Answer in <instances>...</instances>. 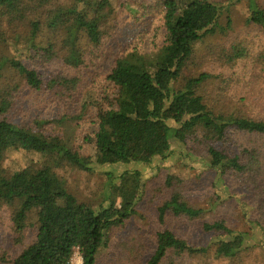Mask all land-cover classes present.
Returning <instances> with one entry per match:
<instances>
[{"label":"trees","instance_id":"1","mask_svg":"<svg viewBox=\"0 0 264 264\" xmlns=\"http://www.w3.org/2000/svg\"><path fill=\"white\" fill-rule=\"evenodd\" d=\"M238 1H134L135 6L129 10L138 13V29L151 34L153 49L142 52L138 44L132 45L115 56L105 71L103 81L115 86L118 96L115 108L101 116L93 133L95 165L149 164L156 157L168 155L173 141L185 143L192 139L205 145L209 166L219 174L231 170L243 175L251 168L253 155L241 161L216 144L228 141L230 129L264 137V119L216 113L197 93L212 75L182 76L197 42L231 29L228 13ZM247 2V22L264 28V10L255 0ZM52 4L53 0H0V47L9 46V40L15 42L23 35L26 49L34 48L49 61L60 57L65 69L51 76L41 92L69 109L75 105L77 92L88 77L99 73V61L109 60L111 51L121 45L117 41L116 8L111 0H73L66 7ZM123 4L128 5L127 0ZM158 15L161 40L155 42L157 27L150 26ZM38 38L46 42V47L35 45ZM82 40L87 42L85 49ZM246 56L239 45L221 50V59L228 64ZM5 64L23 75L31 88L40 89L38 75L20 61L1 58L0 72ZM8 106L9 101L1 98L0 209L12 208L16 242L24 240L29 226H34L35 233L33 242L10 264H71L74 252L80 256L81 264H97L98 253L111 230L137 214L135 207L145 189L142 174L124 170L115 178L114 173L107 172V205L93 208L79 202L67 191L58 172L63 165L87 171L93 164L91 159L70 148L60 136H46L17 125L6 116ZM11 151L35 153L42 161L9 172L4 161ZM171 180L167 177L166 184ZM185 208L179 195L173 193L158 208V220L164 224L167 212H188ZM32 213L35 222L30 224ZM201 229L221 236L215 247L217 257L234 258L246 248L247 235L232 231L224 221L203 223ZM206 251L162 230L156 233L154 251L145 264H164L168 256H173L168 264H175L184 255Z\"/></svg>","mask_w":264,"mask_h":264},{"label":"rangeland","instance_id":"2","mask_svg":"<svg viewBox=\"0 0 264 264\" xmlns=\"http://www.w3.org/2000/svg\"><path fill=\"white\" fill-rule=\"evenodd\" d=\"M111 1L116 8L117 41L121 45L111 51L109 60L99 61V73L88 77L77 97L73 94L76 102L69 109L41 92L51 76L65 69L60 57L49 61L34 48L26 49L23 35L15 42L9 40V46L0 47V59L20 61L38 75L41 85L40 89L31 88L23 75L5 64L0 72V99L9 101L6 116L19 126L46 136L62 137L70 148L91 159L93 164L87 171L63 165L58 173L65 180L67 191L79 202L93 208L107 205L104 201L107 172L114 173L115 178L124 170H137L142 174L145 189L142 200L135 207L137 214L111 230L106 245L98 253L97 264H145L154 251L155 235L162 230H169L190 246L207 250L204 254L184 255L175 264H264V137L261 135L230 129L228 141L224 145L216 144L228 155L239 156L241 161L249 154L254 156L251 168L243 175L231 170L219 174L209 166L205 145L192 139L185 143L173 141L168 155L156 157L149 164L114 167L94 164L93 133L96 124L106 111L115 108L118 96L117 88L103 81L105 71L115 56L129 50L132 45L138 44L142 52L153 49L151 34L138 29V13L129 10L135 6V0H127L128 5L123 6L124 0ZM213 1L227 3L228 0ZM247 1L240 0L230 6V30L205 37L195 44L194 56L182 76L212 75L213 78L202 84L197 93L216 113L264 119V28L247 22ZM72 2L53 0L52 5L66 7ZM255 3L264 10V0H255ZM223 23L222 18L220 24ZM151 24L154 25L150 29L157 27L154 40L159 42L160 15ZM17 33L19 35L21 30ZM35 45L46 47V42L38 38ZM236 45L247 56L228 64L221 59V50L228 51ZM82 47L87 48L85 40H82ZM256 59H260L259 63ZM41 161L35 153L11 151L6 156L4 167L13 172ZM167 177H172L169 184H166ZM173 193L179 195L188 212L179 209L169 211L164 224H161L158 208ZM11 212L10 207L0 209V264H10L33 242L35 235L34 226H29L24 240L16 242ZM215 221H224L232 231L247 235L246 248L236 257L215 255L221 236L201 229L203 223ZM28 222H35V214L29 216ZM172 257L168 256L163 263L168 264ZM72 260L78 261L76 253Z\"/></svg>","mask_w":264,"mask_h":264},{"label":"built area","instance_id":"3","mask_svg":"<svg viewBox=\"0 0 264 264\" xmlns=\"http://www.w3.org/2000/svg\"><path fill=\"white\" fill-rule=\"evenodd\" d=\"M77 254L78 255V253L77 252H74V254ZM73 254V255H74ZM71 264H81V258H80V256L78 255V261L75 263L73 260H72V257H71Z\"/></svg>","mask_w":264,"mask_h":264}]
</instances>
